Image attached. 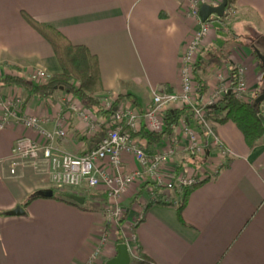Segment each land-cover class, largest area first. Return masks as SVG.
<instances>
[{
  "label": "crops",
  "instance_id": "1",
  "mask_svg": "<svg viewBox=\"0 0 264 264\" xmlns=\"http://www.w3.org/2000/svg\"><path fill=\"white\" fill-rule=\"evenodd\" d=\"M219 2L213 0L212 4ZM189 4L188 0H0V80L8 74L31 80L38 69L46 70L49 77L62 71L51 44L24 18L26 12L98 57L105 88L101 97L133 94L138 107L127 98L120 102L145 112L153 106L154 91L181 89L180 55L200 23ZM234 11L237 16L229 22L233 32L264 34V0H237ZM220 34L226 45H233L227 42L228 34ZM219 35L206 39L199 55L203 60L200 73L208 79L206 99L215 86L214 73L211 76L206 70V54H217L213 45ZM246 48L241 46L239 51L232 47L228 56L222 49L220 62L226 74H230L231 62L245 67L251 100L264 72ZM19 95L22 103L14 108L16 116L10 115L0 129V264H89L105 237L103 255L94 263L104 264L116 255L120 237L112 226L105 234L107 206L90 211L51 197L63 191H58L52 182L44 156L37 161L19 158L13 155V147L25 136L40 144L47 141L19 121V116L40 117L49 130L63 119L67 137L54 145L60 153L73 154L98 144L105 133L103 122L107 117L96 114L67 92L40 98L22 87L0 82V120L5 113L2 103ZM71 102L94 113V129L71 110ZM262 110L264 115V102ZM211 121L229 152L228 161L191 190L181 219L175 204L149 205L153 198L146 182H135L120 196L126 207L121 235L131 257L152 261L146 264H264V136L250 148L234 122ZM143 123L142 119L136 132ZM136 138L145 142L149 152L161 146ZM216 159L212 151L200 167L180 157L178 162L187 169L201 171ZM99 166L109 168L106 162ZM174 166L168 162L163 169L169 175ZM137 168L132 155L123 157L122 172ZM156 192L162 197L168 190L160 186ZM182 192L177 188L168 196ZM32 196L39 197L24 208L22 205ZM18 206H22L24 214H8Z\"/></svg>",
  "mask_w": 264,
  "mask_h": 264
},
{
  "label": "built area",
  "instance_id": "2",
  "mask_svg": "<svg viewBox=\"0 0 264 264\" xmlns=\"http://www.w3.org/2000/svg\"><path fill=\"white\" fill-rule=\"evenodd\" d=\"M193 16L199 18V26L194 30L191 38L185 45L180 55L181 89L179 91L159 90L153 92V106L141 113L132 105L122 102L116 103L115 98L102 97V104L112 113L103 122L104 135L98 144L89 151L78 154L60 153L54 143L67 137V131L63 128V119H58L54 130L46 128L44 122L37 116H19L18 120L40 133L46 138L45 144H40L33 138L25 136L19 138L13 147V155L23 159L37 161L40 156L49 163L51 180L55 185L68 186L80 189L107 187L109 195L120 197L137 179L144 180L153 199L161 197L156 188L164 186L171 191L176 188L194 187L215 175L228 161L229 152L220 138L215 133L208 110L227 93H234L239 99L246 100L249 95V85L246 78L245 67H238V80L232 83L231 74H226L221 68L217 73V82H222L220 87L214 86L208 98L203 104L198 105V81L194 69L198 63L201 48L208 37L213 33L212 26L203 22L199 15V5L189 4ZM46 70L38 69L31 77V81L43 84V79L48 78ZM228 78V80H227ZM224 83V84H223ZM21 96L6 99L2 104L5 113L0 120V129H3L9 121V116H16L14 108L21 105ZM188 106L192 109L191 120L183 119L175 134L161 143L155 152H148L145 142L133 136V132L139 129L140 121L144 120V126L150 131H160L164 126L163 113L172 108ZM70 108L77 116L87 122L94 129V113L88 108H83L77 102H71ZM216 153L217 159L202 170L187 169L180 166L178 159L182 161L191 156L210 157L211 152ZM132 155L138 163V168L131 172H122L123 157ZM207 158V160H208ZM106 162L109 168H101L99 163ZM175 164L173 172L169 175L163 169L165 164ZM184 162V161H183ZM146 179V180H145ZM169 196L165 194V198ZM182 197L175 200L181 203ZM120 202L110 203L106 209L107 224L114 226L122 221L126 209ZM107 238L93 252L89 264H94L103 255V247ZM126 243V242H125Z\"/></svg>",
  "mask_w": 264,
  "mask_h": 264
},
{
  "label": "trees",
  "instance_id": "3",
  "mask_svg": "<svg viewBox=\"0 0 264 264\" xmlns=\"http://www.w3.org/2000/svg\"><path fill=\"white\" fill-rule=\"evenodd\" d=\"M237 0H229V5H233ZM228 13L226 14V16ZM24 18L40 35L46 39L54 49L58 62L62 68V71L58 74L52 75L46 83L37 84L31 80H28L18 75H6L0 82L8 86L22 87L24 91L30 95H35L40 98H46L53 96L58 92H67L74 99H79L85 105L92 108L96 114L104 117H109L112 113V109H106L102 104L101 96L105 93V88L102 81V74L100 69V62L98 57L93 54L86 46L74 45L71 40L65 36L57 28L45 24L36 20L28 13H23ZM225 16V17H226ZM211 20V19H210ZM222 26L218 28L219 31H228L234 35L235 43L242 44L241 46H247L251 48L252 56H254L261 66V70L264 72V66L259 58L258 52H264V34L257 32L254 36H245L243 38L241 34L233 32L230 26H223L224 19H220ZM245 40L247 43H245ZM230 42V41H227ZM232 42V41H231ZM209 68L207 67V73L211 71V68H215L218 64L219 56L214 52H207L206 54ZM228 59V58H227ZM231 76L233 85L238 80V69L235 63H230ZM203 68V60L200 58L195 65L194 73L198 81V105L203 104V99L208 92V79L201 75L200 70ZM206 73V74H207ZM264 90V77L262 83L255 91L251 100L239 99L235 94L227 93L221 100L216 103L215 108L208 110L210 119H213L219 123H225L228 121L234 122L238 128L243 132L246 142L250 148H254L264 136V121L261 116L263 115L262 103L256 101V98ZM127 98L130 99L135 106H139L137 98L133 94H120L118 102ZM143 113V112H141ZM192 109L188 106L177 107L168 109L163 113L164 126L160 131H150L144 125L138 132H133L134 137L145 139L149 144L161 145V143L167 138L172 137L183 119L191 120ZM264 116V115H263ZM147 149V148H146ZM148 151V150H147ZM149 152V151H148ZM207 157L191 156L186 158L184 162H191L198 167L204 165L207 161ZM195 187V186H194ZM194 187L180 188L183 191L180 195L175 193L173 197L165 198V195L159 197V199H153L149 205L153 203L161 204H175L177 206L178 216L182 218L183 209L187 203L189 193ZM177 190V188L175 189ZM39 196H32L22 206H27L30 201ZM55 199L66 201L74 204L82 209L96 211V208L89 207L87 204V197L85 204L81 205L74 200L68 198L69 193L61 192L58 195L51 196ZM178 197H182V201L179 204L175 203ZM119 243H125V239L120 236ZM140 260H137L131 264H146L152 261L146 257L139 256Z\"/></svg>",
  "mask_w": 264,
  "mask_h": 264
},
{
  "label": "rangeland",
  "instance_id": "4",
  "mask_svg": "<svg viewBox=\"0 0 264 264\" xmlns=\"http://www.w3.org/2000/svg\"><path fill=\"white\" fill-rule=\"evenodd\" d=\"M189 2H190V4H194V5H199V7H201V5L202 4H204V3H210V4H212V1L213 0H188ZM222 2V0H220V2H219V4ZM218 4V5H219ZM228 13V15L226 16V14ZM226 14H225V16L224 17H218L217 15H214V16H212L210 19L211 20H209L208 21V23L212 26V31H213V33H212V35H211V37H217L218 35H219V30L218 29H216V27L215 26H217V28H219V27H221L222 26V23L220 22V19L222 18V19H224V25L223 26H226V27H228V26H230L231 27V23H229V22H232V20H235V18L234 17H236L237 15H236V13H235V11H234V4L233 5H228V7H227V10H226ZM222 32H224V33H226V34H228V36H227V38L229 37L230 38V40L229 41H232L233 42V45L232 44H228V45H226L227 43L225 42V40L223 39V38H221L222 37V35L220 34L219 36H220V38H218V42H216L214 45H213V47H214V50L217 52V55H218V53H219V59H217L218 60V64H217V66L213 69V68H211V71L209 72V74L212 76V74L214 73V76L212 77V80H213V82H214V80H215V82L213 83V85H216L217 84V87L219 88L220 87V85H221V83L220 82H217V78H218V76H217V73L219 72V70L222 68L223 69V67H222V62H220V58H221V54H222V49H224L223 51H225V53H224V55L225 56H228V54H229V52H230V49L232 48V47H235L236 49H238L239 50V48H241V45L242 44H238V43H235V41H233V40H235V38H234V35H232L230 32H228V31H222ZM215 34V35H214ZM243 36V38H246L245 36H248L247 34L245 35V34H243L242 35ZM209 38V37H208ZM231 43V42H230ZM245 43H247V41L245 40ZM226 46V48H223V47H225ZM246 48V47H245ZM247 49V51H251V48H246ZM239 51H242V49H240ZM228 53V54H227ZM238 67H240V64H238V66L236 65V68H238ZM230 74H231V70H230ZM227 75H228V73H227ZM216 76V77H215ZM51 77V76H50ZM50 77H48V78H46V79H43L42 81H44V83H46L48 80H49V78ZM227 80H228V78H227ZM224 84V83H223ZM119 96L120 95H118V96H115V97H113V96H111V95H108V97L109 98H115V100H116V103L118 102V98H119ZM246 100H248V99H246ZM121 101V100H120ZM218 102V101H217ZM119 104V103H118ZM216 105V104H215ZM180 161V160H179ZM146 180V179H145ZM135 182H141V183H144V180H141V179H137ZM56 187H57V189H58V191H63L64 193L66 192V193H70V192H72V194H75V193H78V195H81V196H85V197H87V204L89 205V207H92V208H99V207H101L102 206V208H103V206L104 205H106L107 207L109 206V205H111L110 203H112L113 204V202H122V201H120V197L118 196V197H116V198H114V197H112V198H110L111 196L109 195V192L107 191V187L105 186V185H102L101 187H99V188H90V189H80V188H73V187H68V186H59V185H56ZM172 190H174V189H172ZM171 190V191H172ZM76 191V192H75ZM73 192H75V193H73ZM170 191L168 190V193L166 192L165 194H167V195H169L170 193H169ZM124 194V193H123ZM173 194V193H172ZM107 197H109L110 199H111V201H110V203H107ZM119 203V204H120ZM122 204V203H121ZM122 207H123V209H126V207L124 206V204H122ZM124 219V216H122L121 217V220H123ZM121 224H122V221H118V222H116V224H114V226H112L111 227V225H109V224H107V222H106V226H105V234L107 233V231H108V229H109V227H111V229L112 230H116V233L118 234V236H119V234H120V236H122L121 235ZM123 237V236H122ZM132 242H133V240H132ZM135 255V254H134ZM131 263H134V262H136L137 260H140V257L137 259L136 258V256H134V257H131Z\"/></svg>",
  "mask_w": 264,
  "mask_h": 264
},
{
  "label": "water",
  "instance_id": "5",
  "mask_svg": "<svg viewBox=\"0 0 264 264\" xmlns=\"http://www.w3.org/2000/svg\"><path fill=\"white\" fill-rule=\"evenodd\" d=\"M229 5V0H222L219 5H213L210 3H204L201 5L199 9V15L203 22H208L210 18L214 15L218 17H224L226 14L227 7ZM259 58L261 59L264 66V52L257 51ZM256 101L259 103L264 102V90L262 93L256 98ZM217 105L210 106V108H215ZM264 121V116H261ZM69 198L77 202L78 204L83 205L86 201L85 196H81L78 194H70ZM10 215H22L24 214V209L22 206H18L16 209L8 212ZM131 253L127 243H119L117 245V253L116 255L107 260L104 264H131Z\"/></svg>",
  "mask_w": 264,
  "mask_h": 264
},
{
  "label": "bare ground",
  "instance_id": "6",
  "mask_svg": "<svg viewBox=\"0 0 264 264\" xmlns=\"http://www.w3.org/2000/svg\"><path fill=\"white\" fill-rule=\"evenodd\" d=\"M140 137V136H139Z\"/></svg>",
  "mask_w": 264,
  "mask_h": 264
}]
</instances>
